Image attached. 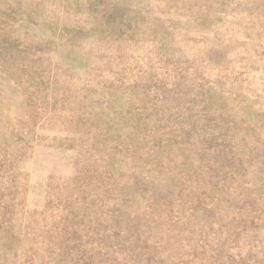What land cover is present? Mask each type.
I'll return each instance as SVG.
<instances>
[{
    "label": "rangeland",
    "instance_id": "rangeland-1",
    "mask_svg": "<svg viewBox=\"0 0 264 264\" xmlns=\"http://www.w3.org/2000/svg\"><path fill=\"white\" fill-rule=\"evenodd\" d=\"M0 264H264V0H0Z\"/></svg>",
    "mask_w": 264,
    "mask_h": 264
}]
</instances>
